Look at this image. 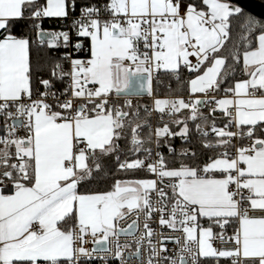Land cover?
Masks as SVG:
<instances>
[{
    "label": "snow or ice",
    "instance_id": "1",
    "mask_svg": "<svg viewBox=\"0 0 264 264\" xmlns=\"http://www.w3.org/2000/svg\"><path fill=\"white\" fill-rule=\"evenodd\" d=\"M45 48L73 50L47 79ZM160 75L188 98H156ZM189 121L207 160L172 145ZM0 264H264V16L240 0H0Z\"/></svg>",
    "mask_w": 264,
    "mask_h": 264
},
{
    "label": "trees",
    "instance_id": "2",
    "mask_svg": "<svg viewBox=\"0 0 264 264\" xmlns=\"http://www.w3.org/2000/svg\"><path fill=\"white\" fill-rule=\"evenodd\" d=\"M261 2H264V0H259ZM52 21V22H49V21ZM59 20L58 18H53V19H45V21L43 22V28L44 29H49V28H53L56 26V24H58ZM236 35L235 33L233 34V39H236ZM231 45V41H229V45H227L226 47L230 46ZM63 53H62V49H59V51H55V50H48V49H42L39 51V54L37 55V52L36 50L33 51V59H37L38 56L39 58H44L47 62L45 63L44 65V72H43V75H44V78H48V74H49V71L51 70V61H50V58L51 57H55V56H62ZM229 63H231V58L229 59ZM188 76L187 73H184V76L182 77L183 79H186V77ZM165 81L167 82H170L171 85H172V90L170 91V93L174 94V93H186L187 92V85H184L183 86V89H181V87L177 84L176 80L173 79L172 77H169V76H165L163 75L162 77ZM243 78H246L243 76V74L238 70L237 71V74H236V77L233 79V83L235 82V80H239V79H243ZM219 95H223L224 93L223 92H218ZM185 112H187V110H185ZM143 115V113H142ZM207 115V114H205ZM215 117H216V124L218 127H223L224 124L226 123V120L227 118L224 117L222 114H218L216 113L215 114ZM211 117L209 118V127H208V131L211 132ZM173 130L174 131H179V129L173 125ZM189 128L192 130L191 131V135H190V143L189 142H185V141H182L179 137H176L173 141H172V145L173 147L176 148L177 150V153H179V151L181 150V148H189L191 150H194L196 151L197 155L201 157V159L203 160H207L210 156L214 155L215 152L214 150H210V149H207V148H204L202 147V144H201V138L199 136V134L196 133L195 129H194V126H193V122L189 121ZM209 139H215V135L212 134V136H209ZM168 156V153L167 155ZM169 159H171V157H169ZM122 175V174H120ZM148 175L144 172H139L135 175H131L127 178H141V177H147ZM102 187V185H101ZM215 231V229H214ZM229 234H232L231 232V229L228 230Z\"/></svg>",
    "mask_w": 264,
    "mask_h": 264
},
{
    "label": "built area",
    "instance_id": "3",
    "mask_svg": "<svg viewBox=\"0 0 264 264\" xmlns=\"http://www.w3.org/2000/svg\"><path fill=\"white\" fill-rule=\"evenodd\" d=\"M46 31H52V30H61L60 27H59V22L58 24H56L55 27L53 28H49V29H44ZM85 43L87 44L88 41H85ZM62 49V53L64 54L65 52H72L73 50L71 48H68V49H64V48H61ZM81 56H83V53L80 54ZM73 58H77L76 57V54L73 53ZM68 68V64L65 63V69L67 70ZM187 73V72H185ZM163 75H160L159 76V82L154 79L153 80V95L156 97V98H185L187 99L189 94H185V95H176V94H172L170 93V91L172 90V85L170 82H167L165 81L163 78ZM187 78V77H186ZM174 79V78H173ZM63 86L59 83H57V88H62ZM216 96L217 98H219V94L216 93ZM133 102L134 103H139L141 106H144V105H148L149 107H151L152 103H153V98L152 97H149L147 94L146 95H141L139 97H133ZM202 111H204L205 114L208 115V109H202ZM152 124L153 126H158L159 125V117H158V114L156 113H153V117H152ZM232 130H235V129H232ZM20 132V134L22 135L23 134V131L22 130H18ZM212 132H209V136H212ZM215 135V134H214ZM238 143V141H237ZM167 155V151L165 150V156ZM131 158H135V157H130ZM147 174V173H146ZM151 179L155 178L154 176H152L151 174H147ZM252 215H257L258 213H251ZM135 219L134 216H131L129 218H127L124 222L121 223L120 227H124L126 228L127 225L129 223L132 222V220ZM142 221H143V217L141 216V227L139 229V232H142L143 231V227H142ZM227 235H231L229 234V232L226 233ZM133 240V237H125V236H121V242H131ZM92 245L89 244V247H91ZM216 247H221V244L219 241L216 242V244L214 245ZM227 247H231V245H226ZM169 247H173V245L169 244Z\"/></svg>",
    "mask_w": 264,
    "mask_h": 264
},
{
    "label": "water",
    "instance_id": "4",
    "mask_svg": "<svg viewBox=\"0 0 264 264\" xmlns=\"http://www.w3.org/2000/svg\"><path fill=\"white\" fill-rule=\"evenodd\" d=\"M245 9L257 16H264V2L259 0H240ZM146 95V94H142Z\"/></svg>",
    "mask_w": 264,
    "mask_h": 264
},
{
    "label": "crops",
    "instance_id": "5",
    "mask_svg": "<svg viewBox=\"0 0 264 264\" xmlns=\"http://www.w3.org/2000/svg\"><path fill=\"white\" fill-rule=\"evenodd\" d=\"M47 19H53V18H47ZM174 94H176V95H185V94H189V92L187 91L186 93H174ZM224 97V94L223 95H219V98H223ZM185 111V110H184ZM218 114H220L219 112H217ZM178 117L179 118H183V115H181V114H178ZM141 178H147V179H151L149 176H147V177H141ZM130 179H136V178H130Z\"/></svg>",
    "mask_w": 264,
    "mask_h": 264
}]
</instances>
